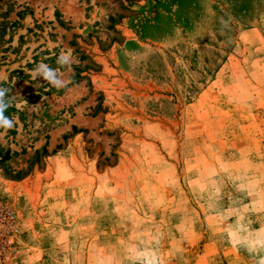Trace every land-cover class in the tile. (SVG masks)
I'll use <instances>...</instances> for the list:
<instances>
[{"label": "rangeland", "instance_id": "rangeland-1", "mask_svg": "<svg viewBox=\"0 0 264 264\" xmlns=\"http://www.w3.org/2000/svg\"><path fill=\"white\" fill-rule=\"evenodd\" d=\"M0 83V264L264 257V0H0Z\"/></svg>", "mask_w": 264, "mask_h": 264}, {"label": "clouds", "instance_id": "clouds-1", "mask_svg": "<svg viewBox=\"0 0 264 264\" xmlns=\"http://www.w3.org/2000/svg\"><path fill=\"white\" fill-rule=\"evenodd\" d=\"M71 50L61 51L59 57L57 58L56 63L64 69V72L71 71ZM64 72L60 68H52L48 64L43 63L42 61L36 64L35 68L30 71V75L33 80H37L38 77L43 78L53 87L58 90L66 85L65 80L63 79ZM11 91L10 87H5L0 83V128L5 131L13 129L15 127V116L5 115L7 109L12 106V100L8 98V93ZM19 107V106H17ZM144 257V264H153V260L149 259V253L144 252L140 254ZM258 264H264V257H261Z\"/></svg>", "mask_w": 264, "mask_h": 264}]
</instances>
